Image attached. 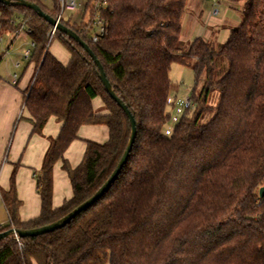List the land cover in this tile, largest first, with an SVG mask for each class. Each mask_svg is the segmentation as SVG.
Listing matches in <instances>:
<instances>
[{"label":"trees","instance_id":"16d2710c","mask_svg":"<svg viewBox=\"0 0 264 264\" xmlns=\"http://www.w3.org/2000/svg\"><path fill=\"white\" fill-rule=\"evenodd\" d=\"M27 1L60 15L59 0ZM188 1L87 0L89 21L61 17L89 44L133 113L136 140L99 200L54 231L1 239L0 264H264V0H244L241 23L224 42L198 36L186 45ZM97 17L106 32L94 41ZM0 26H25L34 43L24 99L32 132L42 134L51 118L62 123L35 171L40 214L21 219L15 167L3 192L9 221L1 233L50 224L95 194L122 158L132 127L79 42L59 30L51 37L53 26L19 5L0 2ZM56 37L70 51L67 64L50 51ZM174 63L192 67L195 82L191 105L167 134ZM86 125L107 126L109 137L86 139L83 158L72 167L65 152ZM59 159L73 194L55 207Z\"/></svg>","mask_w":264,"mask_h":264},{"label":"crops","instance_id":"0c3cea01","mask_svg":"<svg viewBox=\"0 0 264 264\" xmlns=\"http://www.w3.org/2000/svg\"><path fill=\"white\" fill-rule=\"evenodd\" d=\"M202 4L203 0L188 1L187 9L182 17L183 40L192 41L194 38L199 36L198 28L200 24L198 23L199 20L197 19V17L200 18V16L202 17L203 15L204 9L202 7ZM236 18L237 20H227V22H224L222 25H224L225 23L226 25H239L241 23L242 16L240 15ZM193 23L195 26H192L191 32L189 33V27ZM225 29L227 33H225L226 31L223 32L221 37L223 41H225L230 34V28ZM8 31H14L15 38L20 35L22 29L15 31L12 29H3L0 26V41L4 40V34L9 33ZM208 31L210 38L213 31H211L210 29ZM14 33L9 36L7 42H9L10 39L11 42H13L12 36L14 35ZM26 35H29L30 37L28 31ZM22 40V42L26 44V39L24 37H22ZM28 49L30 48L25 47L22 50V55L25 58H29L25 55V51ZM30 50L32 51V49ZM17 66H21V62L18 61ZM34 69L35 67L31 69L29 79H27L24 74L19 75L17 72H14L13 75L0 73V225L6 224L9 221V213L6 203L3 199V192L10 188L11 175L15 167L17 169L15 176L16 192L21 202L19 208L21 219L28 220L40 214L41 199L37 191L35 171L37 170V168H41L44 153L49 145L48 138L56 137L59 134L62 126V123L58 121L56 123V128L49 131L47 135L44 134V137L39 136L38 133L32 132L33 125L31 121L28 120L30 114L25 108L24 99L25 90L29 85ZM94 100L95 98L93 99V104ZM94 107H96L95 104ZM52 119L53 118H51L50 120ZM45 128L43 132H45ZM57 202L58 201L56 194H54L53 205L55 207L60 206V203Z\"/></svg>","mask_w":264,"mask_h":264},{"label":"rangeland","instance_id":"374dc122","mask_svg":"<svg viewBox=\"0 0 264 264\" xmlns=\"http://www.w3.org/2000/svg\"><path fill=\"white\" fill-rule=\"evenodd\" d=\"M44 1L48 6L53 5V0ZM77 3L78 6L74 10L65 9L63 11V18L65 20H70L72 23L75 24H81L84 20L85 22L89 21V18L91 16L89 11L86 10L87 0H77ZM243 4L244 0H203V15L202 17L200 16V18L197 17V19L199 20L198 23L200 24L198 28L199 36H202L205 39H213L218 42H224L221 37L223 32L226 31L225 28H230L231 32V30L237 25H226V23L224 25L222 24L224 22H227V20H237V16L241 15L243 17ZM215 9H218L217 14H215L214 12ZM192 26H195L194 23L189 27V33L191 32ZM99 27V20L96 19V21L93 22V28L91 32L95 33L99 30ZM22 28L23 29L20 32V35L17 36L18 38H14V31H8L9 33L4 34V40L0 41V73L13 75L14 72H17L19 75L24 74V76L29 79V74H31V69L35 67V63L31 62V58H25L22 55V50L25 47L33 50V46L31 38L29 37V35H26L27 28L25 26H23ZM209 29L213 31L212 36H210V38L208 34ZM13 33V42H11V39L9 40V42H7L9 36ZM225 33H227V31ZM52 36L53 35H51V37ZM22 37L26 39V44L22 42ZM184 42L187 45V40H184ZM49 48L50 51L64 63L69 62L71 58L70 51L59 38H52ZM18 61L21 62V66H17ZM170 77L177 86L172 90V98H175L179 102L185 101L187 98H189L191 96L195 82L194 69L189 66L174 63L170 71ZM94 104L96 107H100L102 105L101 98H95ZM168 111L173 115H178V118L182 117L184 113L183 111L182 113L178 114L171 106L168 107ZM57 122L58 121L55 118L50 120L45 128V132L38 135L43 137L47 135L49 131L54 130L56 128ZM167 126L169 128L172 127L170 121H168ZM108 137V128L105 125H86L81 128L80 137L74 142H72V144L65 152L64 158L68 160L72 167H76L83 158L86 139H92L98 142H105L108 140ZM39 170L40 168H37L36 171L39 172ZM54 194H56L58 201L57 203H60V205L61 203H63L65 198H69L72 196L71 184L69 182L67 172L63 169V159H59L54 167Z\"/></svg>","mask_w":264,"mask_h":264},{"label":"water","instance_id":"95a60500","mask_svg":"<svg viewBox=\"0 0 264 264\" xmlns=\"http://www.w3.org/2000/svg\"><path fill=\"white\" fill-rule=\"evenodd\" d=\"M0 2L4 4H13V5H19L23 7H28L32 9L34 12H36L40 17L47 20L53 27H56L57 30H59L62 33L67 34L69 37L73 38L77 42H79L82 47L89 53V55L92 57V59L95 61L99 68L100 78L105 86V89L110 94V96L121 106V108L125 111L127 116L129 117L131 127H132V133L131 137L128 143V146L120 159L117 167L111 174V176L108 178V180L93 194L90 198H88L86 201L81 203L79 206L74 208L72 211H70L68 214H66L64 217L60 218L59 220H56L50 224L37 227V228H31V229H10L4 232L0 233V240L3 238H6L10 235H18L19 238L24 237H32V236H38L41 234H45L51 231H54L56 229H59L66 224H68L73 218H75L79 213L86 210L90 206H92L97 200H99L112 186L113 182L117 179V177L122 172L125 164L128 161L130 152L133 148L134 142L136 140L137 135V122L133 115V113L130 111L128 106L120 99V97L117 96L116 92L114 91L111 82L109 81L106 72L104 70V67L101 63V61L97 58L89 44L84 41L81 36L72 28L65 25L63 22H61V19L54 18L50 14L46 13L39 4L30 2L27 0H0ZM260 195H264V187L260 189Z\"/></svg>","mask_w":264,"mask_h":264},{"label":"built area","instance_id":"2783aa9c","mask_svg":"<svg viewBox=\"0 0 264 264\" xmlns=\"http://www.w3.org/2000/svg\"><path fill=\"white\" fill-rule=\"evenodd\" d=\"M59 1H60V5H61V12H60V15L58 16L59 19H61L62 14H63V11L65 9L74 10L78 6L77 0H59ZM214 12H215V14H217L218 13V9H215ZM96 19H98V17ZM99 23H100L99 30L96 31L93 34V40L94 41H97L106 32V28H105L104 24L102 22H100V21H99ZM21 29H23V28H21ZM56 30H57L56 27H53L52 35L55 34ZM32 46H34V43L33 42H32ZM30 54H31V50L30 49H28V50L25 51V55L27 57H29ZM168 104L173 105V109L178 114H180V113H182L185 110V108H187V107H189L191 105V101H190L189 98H187L185 101L179 102L175 98L170 97L168 99ZM178 119H179L178 118V115H173L172 114L171 119H170V122H171V126L172 127L178 121ZM170 132H171V128H167L166 133L169 134ZM14 237L17 238V240H19V241L21 239V238L18 237V235H15ZM21 244L23 245V243H21Z\"/></svg>","mask_w":264,"mask_h":264}]
</instances>
